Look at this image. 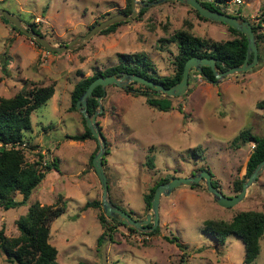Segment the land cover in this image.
<instances>
[{
	"label": "rangeland",
	"instance_id": "rangeland-1",
	"mask_svg": "<svg viewBox=\"0 0 264 264\" xmlns=\"http://www.w3.org/2000/svg\"><path fill=\"white\" fill-rule=\"evenodd\" d=\"M226 1H219L226 13L238 12L248 21L255 12L264 11V0H240L224 8ZM124 5L125 0H0V8L17 15L24 26L33 25L52 44L66 43ZM181 28L213 40L234 36L224 23L198 18L191 7L177 0L150 4L141 14L119 21L114 30L97 31L74 48L59 51H48L0 16V96L40 84L52 83L54 88L44 104L30 112V128L23 132L20 144L24 160H37L36 167L42 168L54 155L60 171V176L53 177L45 171L24 204L0 205V228L5 235L18 233L15 219L31 201L47 204L60 194L65 207L50 221L48 235V242L56 248V264H243V245L236 235L229 234L223 243H215L201 226L205 219L227 220L239 210L264 214V169L241 200L228 207L217 205L198 183L174 187L159 198L158 230L151 235L111 223L110 237L104 234L97 244L95 239L102 229L97 214L103 213L102 209L87 207L82 211L81 205L76 206V201L83 199L99 200L100 186L88 161L96 140L63 137L83 128L77 109H68L72 84L79 76L116 63L117 52H144L156 74L171 75L176 45L161 39ZM257 45L253 66L216 83L191 68L185 91L167 96L172 106L167 110L149 106L139 91L104 86L102 110L95 119L108 149L110 144L117 145L110 149V166L105 165L109 155L104 154L108 194L114 203L132 217H144L147 210L141 195L158 177L183 176L206 168L224 195L235 193L232 181L244 173L251 141L233 142L232 137L243 129L264 134V41ZM130 85L133 90L143 89L138 83ZM258 101L263 102L261 107L256 106ZM146 155L153 157L151 168L144 164ZM84 162L79 177L71 173L80 170ZM51 177L53 189L44 191L42 183L48 184ZM59 177L64 180L58 182ZM13 199H20V194L14 192ZM166 237L175 240L169 242ZM176 242L185 244V249ZM258 243L259 252L249 264H264V228Z\"/></svg>",
	"mask_w": 264,
	"mask_h": 264
},
{
	"label": "trees",
	"instance_id": "trees-1",
	"mask_svg": "<svg viewBox=\"0 0 264 264\" xmlns=\"http://www.w3.org/2000/svg\"><path fill=\"white\" fill-rule=\"evenodd\" d=\"M219 1L224 0H200L201 4L208 8L225 12L217 3ZM144 9L145 7H141L138 14H141ZM191 9L198 18L206 19L199 15L193 8ZM129 10V0H125L124 7L119 11L129 12ZM228 14L241 16L238 12ZM5 21L8 22L6 19ZM118 23L119 22L111 23L100 29L98 32L105 33L112 31ZM250 25L255 39L258 58L257 43L262 41V39L260 38V35L255 33L253 24L250 23ZM29 27L32 28L33 25H30ZM227 29L231 31L234 36L224 40H213L209 37L197 36L183 28L175 29L168 38L161 39L164 41H173L176 45L177 50L173 57L174 70L171 75L156 74L151 62L148 60L144 52H117L116 63L101 70H94L90 75L79 76V78L72 84L69 92L68 109H75V99L86 87L88 82L97 75L120 71L135 72L167 86L179 79L182 64L188 56L213 57L218 69H224L227 66L238 64L243 58L246 40L240 31L230 26H227ZM34 30L37 31V29ZM195 73L202 74L201 76H203L204 79L213 78L211 69L205 65L201 66L200 72L195 71ZM141 85L143 86V89L136 88L133 90L131 89V85H129L125 90H132V92L139 91L140 94L144 95L145 102L149 106L158 110H167L172 107L167 96L155 92L151 95L145 90L149 89V87L143 84ZM52 92L53 84L49 83L33 86L25 92L17 91L10 96H0V205L3 208L24 204L31 189L44 176V172L50 169L58 170L56 156H52L48 162H44L42 168H37V160L33 162L24 160L23 149L20 146L23 130L30 128V112L41 104H44ZM95 95H100L102 98L104 95V89L99 85H95L92 88L91 95L86 98V110L88 113H91L96 107ZM263 102L258 101L256 106L261 107ZM176 109L180 110V107L178 106ZM80 118L83 130L78 133H66L64 134V137L73 140H82L84 138L94 139L84 125L81 115ZM237 140H250L253 142V147L249 150L245 160L243 175L232 181L233 192L239 190L241 180L246 177L256 162L264 156V134L256 135L243 129L232 137L233 142ZM104 143L105 150L102 156L103 164L105 161L104 154L108 153V146L105 141ZM96 146L97 145H95L94 150ZM94 150L90 153L88 158L90 164ZM40 156L41 155L38 154L39 158ZM144 164L147 168L153 167L152 155H146ZM165 179L166 177H158L153 184L149 186L147 191L142 194L143 207L145 210L149 207V200L154 186ZM211 183L214 186L219 187L217 182L213 179H211ZM16 191L20 193L21 197L20 199L15 200L13 199V193ZM99 203L98 199L86 200L80 206V209L86 207H99ZM112 203L114 202L112 201ZM114 204L124 209L118 204ZM64 207L65 201L61 198L60 194H57L53 202L47 204H42L37 200H34L27 204L25 212L18 215L15 219V226L18 231L15 236L5 235L0 228V253L3 254V262L0 264H56L54 259L56 248L48 242L49 224L54 217L58 216L64 210ZM125 211L129 212L128 210ZM97 220L102 228L101 232L95 239L97 244L101 242L104 234H107L108 238L110 237V231L113 227V224L110 225L111 223H114L115 225H123L129 231H138L117 221L114 217L105 216L102 212L97 214ZM107 221H110V223L107 224ZM263 228L264 214L259 210H239L233 213L227 220L205 219L201 226L202 231L209 234L214 239L215 243H223L225 237L229 234L236 235L243 245V264L251 263L258 254V239ZM157 230L158 227L156 225L149 231L138 232L151 235L156 233ZM166 239L171 242L175 240V237H166ZM176 244L183 249L186 247V245L182 243L180 244L176 242Z\"/></svg>",
	"mask_w": 264,
	"mask_h": 264
},
{
	"label": "water",
	"instance_id": "water-1",
	"mask_svg": "<svg viewBox=\"0 0 264 264\" xmlns=\"http://www.w3.org/2000/svg\"><path fill=\"white\" fill-rule=\"evenodd\" d=\"M165 0H129V12L118 11L113 13L95 23L90 25L88 29L82 33L71 37L64 44H52L48 39L42 36L39 32L22 24L20 18L8 12L4 8H0V16L11 22L21 33L36 41L48 51H59L65 49H72L78 45L82 40L90 37L93 33L108 26L111 23L125 21L133 18L141 7H146L150 4H156ZM183 4L193 8L199 15L208 20L222 22L240 31L245 40V50L242 60L238 64L230 65L224 69H218L215 65L213 57L206 56H188L181 67L179 79L170 85L164 86L159 82L149 79L145 76L139 75L135 72L120 71L115 73H108L104 75H97L92 78L86 87L81 91L74 101V108L80 113L83 118L84 125L94 137L97 147L91 156V166L97 177L100 186L99 205L103 214L107 217H114L117 221L126 226H130L138 231H149L158 223V207L159 198L161 195H167L176 186L192 185L198 183L203 186L213 201L222 207L232 206L245 195L247 187L255 180L261 170L264 169V156L256 162L251 171L240 182V188L234 194L224 195L219 188L211 183L210 172L207 169H199L191 174L183 176L167 177L164 181L157 183L151 193L149 200V207L144 217H132L127 211L118 207L109 198L106 175L103 169L102 156L105 150L104 137L97 125L96 114L102 110L100 103V95H95L96 107L88 113L86 110V98L91 95L92 88L99 85L104 88L105 85L111 84L117 87L127 89L130 84L138 83L149 87V89L157 94L164 96H176L183 93L187 86L188 73L191 68L200 72L201 66H208L213 74L212 79L205 78V80L216 83L221 78L231 74L242 73L253 66L257 61V48L255 44L254 35L251 25L247 19L241 16L230 15L226 12L211 9L199 0H177ZM202 75V74H201ZM149 223V224H148Z\"/></svg>",
	"mask_w": 264,
	"mask_h": 264
},
{
	"label": "crops",
	"instance_id": "crops-1",
	"mask_svg": "<svg viewBox=\"0 0 264 264\" xmlns=\"http://www.w3.org/2000/svg\"><path fill=\"white\" fill-rule=\"evenodd\" d=\"M109 32H110V31H109ZM107 33H108V32H107ZM53 91H54V88H53ZM69 92H70V91H69ZM52 93H53V92H52ZM51 95H52V94H51ZM51 95H50V96H51ZM50 96H49V97H50ZM49 97H48V98H49ZM102 97H103V96H102ZM48 98H47V99H48ZM55 108H56V107H55ZM65 112H68V111H65ZM68 113H69V112H68ZM96 122H97V121H96ZM30 124H31V123H30ZM97 125H98V124H97ZM98 127H99V126H98ZM120 128H121V122H119V129H120ZM99 129H100V127H99ZM80 130H81V129H80ZM80 130H79V131H76V132H74V133L81 132V131L83 130V128H82L81 131H80ZM24 131H25V130H23V132H24ZM100 131H101V129H100ZM23 132H22V134H23ZM101 133H102V131H101ZM65 134H66V133H65ZM102 135H103V133H102ZM63 137H64V135H63ZM103 137H104V136H103ZM64 138H65V137H64ZM66 139H69V138H66ZM84 139H85L86 142H89V140H90V138H84ZM84 139H82V140H84ZM71 140H73V139H71ZM114 143H115V142H114ZM116 146H117L116 144H113V145L110 144V147H112V148H109V149H108V153H107V154H108L109 156L106 158L107 161H105V165H106V166H110V163H111V162H110V161H111V156H110V155L113 154V153H112V151H111V153H110V149L112 150V149L116 148ZM47 149H49V148H47ZM49 150H50V149H49ZM107 154H106V156H107ZM52 156H54V155H52ZM52 156H51V157H52ZM56 158H57V157H56ZM109 159H110V161H109ZM84 164H85V162L82 164V168H81L80 170H76V171L71 170V173H74L75 175H77V176L79 177L80 171L84 169ZM105 165L103 164V166H104V168H103V169H104V172L106 171ZM57 167H58V158H57ZM52 171L55 172V173H52ZM93 172H94V171H93ZM46 173H51L52 177H53V174H56V175L60 176V174H59V173H60L59 168H58V170L50 169V170H48ZM74 174H72V175H74ZM45 175H46V174H45ZM45 175H44V176H45ZM105 175H106V172H105ZM44 176H43V177H44ZM52 177H51L50 181L48 182V184H46V183H42V189H43V188H46V191H47V189H48V190L51 189V188L53 189V187H52ZM106 177H107V175H106ZM59 178H60V179L58 180V182H61V181L64 180V177H62V178L59 177ZM80 178H81V177H80ZM41 179H42V178H41ZM106 179H107V185H108V178H106ZM117 181H118V180H117ZM39 182H40V180H39ZM39 182H38L37 184H39ZM58 182H56V183H58ZM53 183H54V182H53ZM35 186H36V185H35ZM35 186H34V187H35ZM34 187H33V188H34ZM33 188H32V189H33ZM114 188H115V187H114ZM32 189H31V190H32ZM43 190L45 191V189H43ZM108 190H109V188H108ZM16 192H17V191H16ZM30 192H31V191H30ZM17 193H18V192H17ZM108 193H109V192H108ZM19 194H20V193H19ZM29 194H30V193H29ZM28 196H29V195H28ZM20 197H21V195H20ZM63 197H64V198H70V199L72 198V199H74V198L71 197V196H65V195H63ZM141 197H142V195H141ZM122 198H124V194H123V197H122ZM27 199H28V197H27ZM27 199H26V201H27ZM124 199H126V198H124ZM74 200H75V199H74ZM86 200H87V199H83V200H80V201H76V206L78 207V206L82 205L83 202L86 201ZM33 201H34V200H33ZM31 202H32V201H31ZM86 208H87V207H86ZM84 209H85V208H84ZM84 209H83L82 211H84ZM49 234H50V233H48V235H49Z\"/></svg>",
	"mask_w": 264,
	"mask_h": 264
},
{
	"label": "built area",
	"instance_id": "built-area-1",
	"mask_svg": "<svg viewBox=\"0 0 264 264\" xmlns=\"http://www.w3.org/2000/svg\"><path fill=\"white\" fill-rule=\"evenodd\" d=\"M207 1H213V0H207ZM240 2V0H227L225 3L227 4L224 6V8H229L230 5ZM219 4V2H217ZM249 22L253 24L255 27L256 33L260 35V38L264 41V11L262 12H255L252 14L251 19H249ZM250 149L253 147V142L251 141L249 143Z\"/></svg>",
	"mask_w": 264,
	"mask_h": 264
}]
</instances>
